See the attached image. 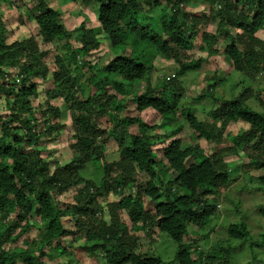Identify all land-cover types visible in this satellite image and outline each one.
I'll list each match as a JSON object with an SVG mask.
<instances>
[{
	"label": "trees",
	"instance_id": "obj_1",
	"mask_svg": "<svg viewBox=\"0 0 264 264\" xmlns=\"http://www.w3.org/2000/svg\"><path fill=\"white\" fill-rule=\"evenodd\" d=\"M80 1L97 5L96 27L82 22L69 31L59 9L47 0H0L9 10L17 9L18 23L28 15L43 43L59 41L66 51L53 62L57 71H50L47 53L34 37L8 42L9 21L0 10V96L9 111L0 117V264H47L44 260L58 258L62 264H84L86 257L102 264H227L234 241L251 252L262 247L264 233L253 241L242 221L221 229L224 243L207 251L199 242L207 244L208 236L198 232L219 219L220 202L227 195L217 200L218 192L238 184L243 168L261 172L254 180L241 176L243 188L264 193V110L248 105L250 87L236 97L218 98L214 79L206 88L213 104L208 123L192 104L181 107V79L202 66L203 59L185 55L197 36L198 48L209 57H220L248 79H264V40L258 36L264 27V0H204L209 13L200 18L186 11L194 0ZM163 3L168 12H151ZM206 18L216 22L211 32L199 30ZM103 40L109 50L91 60ZM159 58L173 62L168 71L160 72ZM49 72L52 88L45 90L43 104L34 107L38 81H45ZM59 100L73 132L71 158L61 166L45 160V147L63 129ZM146 111L157 114L160 124L145 123L139 116ZM122 112L135 116L121 117ZM178 119L186 126L173 127ZM236 123L246 129L230 132ZM155 129L168 135L153 137ZM184 132L193 140L187 146ZM107 137L117 146V159L109 162L102 145ZM200 140L214 148L204 153ZM94 166L95 179L83 177ZM68 193L72 202L60 201ZM110 195L118 199L106 205V220L98 198ZM233 210L239 214L237 207ZM258 214L264 223V208ZM31 230L41 237L30 239ZM143 230L148 233L146 245L135 234ZM156 233L176 245L171 261L140 251ZM20 242L36 245L39 257ZM82 250L86 256L77 252Z\"/></svg>",
	"mask_w": 264,
	"mask_h": 264
},
{
	"label": "rangeland",
	"instance_id": "obj_2",
	"mask_svg": "<svg viewBox=\"0 0 264 264\" xmlns=\"http://www.w3.org/2000/svg\"><path fill=\"white\" fill-rule=\"evenodd\" d=\"M49 2V6L54 9H59L63 18L62 22L65 27L71 31L77 28L80 23L85 22L88 28L96 27V15H97V5L94 3L88 2V4L84 5L80 0H47ZM51 2V3H50ZM0 10L3 13L4 17L9 21L7 33V39L10 44L15 41L22 42L23 40L34 37L38 45H40V49L47 53L46 62L49 65L50 71H57L56 67L53 66V62L56 61L57 56H63L66 54V51L62 48L59 41L47 44L41 41L40 36L38 35V28L36 27L35 23L30 21L31 18L25 16L26 18L22 19V23L17 22V17L19 13L17 9L9 10L6 8L4 4L0 2ZM23 10V9H22ZM161 10H165L166 12L169 11L168 7L163 3L161 4L160 8L153 9L151 12L153 14H159ZM208 4L205 3L204 0H194L190 7H187L186 11L194 16L195 18H200L202 13H207L208 15ZM24 14V13H23ZM149 18H145V22L148 21ZM216 22L213 19L206 18L205 20H201L199 24V30L204 32H211L215 29ZM199 35V34H198ZM264 40V27L261 32L258 34ZM198 38V36H197ZM194 39L193 41V49L190 51H185V55L188 58H201L203 59L202 66L199 71L193 72L182 78L181 82L184 89V94L182 98V106L186 107L187 105L192 104L193 111L199 118H203L206 122L210 123L212 120L208 116V112L212 107V99L209 98V95L206 93V88L216 79L215 81V88H213V94L216 93L220 99H230L232 97H236L240 92L243 91L244 88L251 89V98L248 101V105L254 108V110H264V79L263 77H258L256 80H251L245 77L242 74L236 73L233 71L232 67H229L227 62L220 57H209L206 52L200 50L198 46L199 38ZM102 39V38H100ZM220 51L223 50L224 44L221 42L219 45ZM109 43L107 40H103L101 44V48L99 52L91 56V60L95 61L101 57L103 53H106L109 50ZM158 61V59L156 60ZM173 64L172 61H165L159 58V63H156L160 72L168 71V68L171 67ZM228 75V73H230ZM47 79L45 81L39 80V97L34 101V107H37L38 104H43L45 101V90L52 88V78L53 73L49 72ZM80 74V72L78 73ZM227 74V75H226ZM226 75V77H225ZM86 76H82V80H84ZM224 78V79H223ZM221 81H219V80ZM223 79V80H222ZM210 92V91H208ZM215 92V93H214ZM191 97H203L198 101H194L193 99L190 100ZM5 100L3 96H0V117H7L9 115V111L6 109ZM58 107H61L63 113L60 118V123L63 124V129L60 131L61 134L53 143L48 144L45 147L46 149V158L45 160H56L59 166L67 162L71 158V153L68 149L69 141L71 140L72 129H71V122L70 116L67 112L64 103L59 100L56 102ZM197 104V105H196ZM125 115L128 116H135V113H120V116L123 117ZM145 123L148 125H159L161 118L157 114L152 111H146L141 113L139 116ZM99 122L104 125L106 122L105 118L99 119ZM178 125L186 126L183 124L181 119H178L176 122L173 123V127ZM186 129V127H183ZM246 129V126L241 123H236L230 130V132L241 133ZM186 132V131H185ZM182 134V137H185L187 140L185 145L191 144L193 140L190 142L189 136L187 133ZM182 133V132H181ZM1 134V133H0ZM153 137H163L168 135V131H164L163 129H155L150 133ZM178 137V135L176 136ZM167 138V137H166ZM165 142V141H164ZM200 142V148H202L206 153L207 151L210 152L213 148V144L206 143L204 140L198 141ZM165 142L164 145H166ZM105 155L108 158V162L117 159V146L112 140L111 137H107L104 142H102ZM163 142L160 145L162 146ZM156 146V147H157ZM45 156V155H44ZM232 158H227V161L231 160ZM239 158H234V161H238ZM99 167V166H98ZM96 166L90 167L87 173H83V177L86 179H95V175L98 172ZM248 171V172H246ZM261 175L260 171H255L254 169H246L243 168L242 171L239 173V180L238 184L236 183L234 187L230 190H220L218 193V199L220 200L223 195H227L225 200L220 202V217L218 220L212 222L209 226L205 229L198 232L199 235H207L208 236V243L205 244V240L199 242V246L203 251H207L210 247H213L216 243H224L226 238L225 234L221 229L225 226L236 223L238 221H242L252 236L253 241H257L259 239V235L264 233V223L263 219L259 216L258 211L259 209L264 208V193L263 191L253 192L246 191L243 187H245L244 179L242 180L241 176L250 177L251 180L257 179V177ZM67 200L72 202L71 195L68 193L60 198V201ZM98 203L102 206L104 210V219L107 220L108 212L106 205L109 204L108 202L115 201L118 199L115 196L110 195L109 197L98 198ZM237 207V214L233 209ZM123 222L129 223L128 218L124 213H119ZM4 223L0 219V225ZM129 225V224H127ZM138 239L140 238L142 245L147 244V236L148 233L146 231H136L135 232ZM30 239L38 240L41 237V233L37 230H31L29 233ZM152 243L150 246L146 248H142L140 251L147 252L151 255H160L164 261H171L174 257V253L176 250V245L172 242L166 235L163 234H152L151 236ZM237 244V245H236ZM19 246L24 249H29L35 257H39V253L36 249V245L26 246L25 243L20 242ZM232 246L235 248L232 250L233 258L231 255V259L228 261L227 264H264V245L262 247L253 248V252H251L247 245H240L236 241L232 243ZM11 249L15 247V245H10ZM78 253H82L83 256H86L84 251H77ZM214 255H219V250L217 249L214 252ZM87 258V257H86ZM85 261L86 264H102L103 262H97L94 259L88 258ZM21 260V259H20ZM53 261V262H52ZM47 264H62L60 258L56 260H44ZM84 263V264H85ZM16 264H23L20 261H17ZM219 264V263H215ZM220 264H223L222 262Z\"/></svg>",
	"mask_w": 264,
	"mask_h": 264
}]
</instances>
